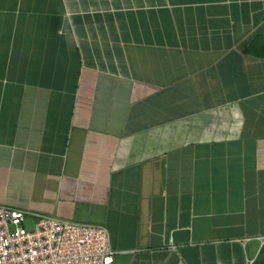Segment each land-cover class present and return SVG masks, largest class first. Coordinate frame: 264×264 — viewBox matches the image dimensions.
Here are the masks:
<instances>
[{"label": "crops", "instance_id": "1", "mask_svg": "<svg viewBox=\"0 0 264 264\" xmlns=\"http://www.w3.org/2000/svg\"><path fill=\"white\" fill-rule=\"evenodd\" d=\"M0 205L110 264L264 257V0H0Z\"/></svg>", "mask_w": 264, "mask_h": 264}, {"label": "built area", "instance_id": "2", "mask_svg": "<svg viewBox=\"0 0 264 264\" xmlns=\"http://www.w3.org/2000/svg\"><path fill=\"white\" fill-rule=\"evenodd\" d=\"M24 212L0 205V264H110L103 227L40 216L28 229Z\"/></svg>", "mask_w": 264, "mask_h": 264}, {"label": "rangeland", "instance_id": "3", "mask_svg": "<svg viewBox=\"0 0 264 264\" xmlns=\"http://www.w3.org/2000/svg\"><path fill=\"white\" fill-rule=\"evenodd\" d=\"M27 219V218H26ZM25 219V222H24V226L28 229L32 228V223L31 221H29L28 219L26 220Z\"/></svg>", "mask_w": 264, "mask_h": 264}, {"label": "trees", "instance_id": "4", "mask_svg": "<svg viewBox=\"0 0 264 264\" xmlns=\"http://www.w3.org/2000/svg\"><path fill=\"white\" fill-rule=\"evenodd\" d=\"M254 264H264V257H259L254 261Z\"/></svg>", "mask_w": 264, "mask_h": 264}]
</instances>
